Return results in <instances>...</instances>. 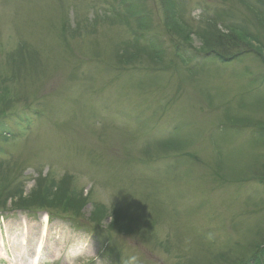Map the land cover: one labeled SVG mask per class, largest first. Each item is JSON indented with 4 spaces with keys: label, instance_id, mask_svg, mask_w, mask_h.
<instances>
[{
    "label": "rangeland",
    "instance_id": "374dc122",
    "mask_svg": "<svg viewBox=\"0 0 264 264\" xmlns=\"http://www.w3.org/2000/svg\"><path fill=\"white\" fill-rule=\"evenodd\" d=\"M0 241L264 264V0H0Z\"/></svg>",
    "mask_w": 264,
    "mask_h": 264
},
{
    "label": "bare ground",
    "instance_id": "6f19581e",
    "mask_svg": "<svg viewBox=\"0 0 264 264\" xmlns=\"http://www.w3.org/2000/svg\"><path fill=\"white\" fill-rule=\"evenodd\" d=\"M45 232H46L45 230H43L41 232L42 237L46 235ZM13 237H15V236L14 235L13 236L8 235L7 238L10 241ZM19 237H20L19 239L23 240V235H19ZM1 241H0V243H2V244H0V257L3 258L4 256L7 257V253L5 252V250L3 248L4 247L3 246V242H1ZM38 243L39 244H37V243L34 244V248H32L31 250H28V248L30 246V242H24V243H22V241L19 242V243L16 242L15 246H19L20 247L19 248L20 250H18V251H20L21 254H19V252H18L19 256L13 255L12 256V260H9V261H13V263L11 262V264H26V260L29 261V264H35V262L37 261V259H39L40 254L42 252V251H40V242H38ZM23 244H25V245H23ZM21 246L27 247L28 251H25V249H23V248L21 249ZM48 246H49L50 249H52L51 254H50L51 257H53L54 255H58L59 251H58L57 246H56L55 243L52 244V246H50V245H48ZM14 249H17V248H14ZM45 249H47V248H45ZM7 258L9 259V257H7Z\"/></svg>",
    "mask_w": 264,
    "mask_h": 264
},
{
    "label": "trees",
    "instance_id": "16d2710c",
    "mask_svg": "<svg viewBox=\"0 0 264 264\" xmlns=\"http://www.w3.org/2000/svg\"><path fill=\"white\" fill-rule=\"evenodd\" d=\"M222 37H224V39H222ZM230 34L226 33L224 35H220L218 38H217V41L221 42V49H222V44H223V47L226 45V47L228 46H231V45H236V42H237V39L238 38H235L236 36H232V39L230 38ZM219 46V47H220ZM235 47V46H234ZM209 51H211L209 49ZM213 51V50H212Z\"/></svg>",
    "mask_w": 264,
    "mask_h": 264
}]
</instances>
